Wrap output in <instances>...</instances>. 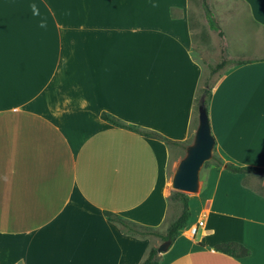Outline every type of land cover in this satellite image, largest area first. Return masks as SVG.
<instances>
[{"label": "crops", "instance_id": "obj_1", "mask_svg": "<svg viewBox=\"0 0 264 264\" xmlns=\"http://www.w3.org/2000/svg\"><path fill=\"white\" fill-rule=\"evenodd\" d=\"M240 1L264 29V0ZM189 6L0 0V264L146 257L149 237L123 233L103 211L167 226L169 168L191 136L199 77ZM241 60L212 88L210 131L225 161L264 168V57ZM103 113L182 144L115 126ZM244 178L212 164L199 173L187 225L158 264H264V192ZM228 241L249 255L214 249Z\"/></svg>", "mask_w": 264, "mask_h": 264}, {"label": "rangeland", "instance_id": "obj_2", "mask_svg": "<svg viewBox=\"0 0 264 264\" xmlns=\"http://www.w3.org/2000/svg\"><path fill=\"white\" fill-rule=\"evenodd\" d=\"M189 2V21L192 36L191 53L198 65L199 77L192 106L191 136L185 142L186 147L193 142L199 125L198 93L207 85L213 86L218 79V73L212 74L210 68L219 62L221 58H225L230 64H233L236 60H241L248 56L264 57V29L255 27L249 22L245 14V7L240 0H207L223 35H219L218 31L209 27L201 0H189ZM185 148H180L179 152L171 159L172 163L169 168L171 177L178 161L185 154ZM211 153L220 156L214 149H212ZM207 166H201L199 170L201 176ZM246 182L251 187L264 192V174L252 173L248 176ZM169 189L171 194L178 191L171 186H169ZM185 193L189 194V192ZM179 211V202L176 200L171 201L167 226L179 214ZM167 226L161 233H165ZM148 237L150 239V248L154 247L157 249L163 243L157 236Z\"/></svg>", "mask_w": 264, "mask_h": 264}, {"label": "trees", "instance_id": "obj_3", "mask_svg": "<svg viewBox=\"0 0 264 264\" xmlns=\"http://www.w3.org/2000/svg\"><path fill=\"white\" fill-rule=\"evenodd\" d=\"M201 5L204 10V14L206 17V21L209 25V27L213 30L218 31L219 35H223L222 30L219 28V25L215 19V16L207 2V0H201ZM244 60H236L233 62V64L229 63L225 58H221L219 62H217L215 65H213L210 68V72L212 74L218 73V78L225 72L229 67L234 66V65H239L244 63ZM214 86V84H213ZM212 85H207L203 87L197 96V104L199 107H202L206 110L208 114V106L209 102L211 99V94H212ZM102 118L106 120L107 122L119 126L122 128H126L132 131H135L141 135L147 136V137H155V138H160L164 140L166 143L169 144H175V145H181V142L178 141H171L162 135L149 130V129H143L141 127H138L136 125H131L122 122L118 118L107 114L103 113ZM185 147V146H184ZM215 150V145L214 148ZM211 161V162H210ZM210 162V163H209ZM215 165L216 167H221L224 170H227L232 173H242L245 174V178L243 179V184L247 185L246 182V176L252 173H262L264 174V168L261 167H253V166H244V165H237L233 162L230 161H225L223 158H221L218 155H211L210 160L205 161L204 165ZM170 200H176L180 204V211L179 214L169 222L165 233L159 232L157 229L153 227H144L141 226L137 223H134L132 221H129L127 219H124L123 217L104 210L103 214L105 218L111 222H114L119 225L121 228V231L126 234H134L138 235L140 237H148V236H157L161 239V241H169L170 244L173 243V241L181 234L182 229L187 225V222L189 220L190 212H189V206H188V194L182 191H175L174 193L171 194ZM214 249L216 251L225 253L227 255L233 256V257H243L249 255L250 251L248 248L243 246L241 243L236 242V241H228V242H223L216 244L214 246ZM158 254H157V249L154 247L149 248L146 257L143 259V261L140 264H158Z\"/></svg>", "mask_w": 264, "mask_h": 264}, {"label": "water", "instance_id": "obj_4", "mask_svg": "<svg viewBox=\"0 0 264 264\" xmlns=\"http://www.w3.org/2000/svg\"><path fill=\"white\" fill-rule=\"evenodd\" d=\"M199 108V125L193 142L185 148V154L178 161L171 177V186L178 191L191 193L198 189L199 170L211 158L214 148L208 114L204 108ZM169 245V241H164L157 247V252H163Z\"/></svg>", "mask_w": 264, "mask_h": 264}, {"label": "built area", "instance_id": "obj_5", "mask_svg": "<svg viewBox=\"0 0 264 264\" xmlns=\"http://www.w3.org/2000/svg\"><path fill=\"white\" fill-rule=\"evenodd\" d=\"M198 224H201V222H199ZM196 230H197V227L196 226H193L189 229V233L190 235H193L196 233Z\"/></svg>", "mask_w": 264, "mask_h": 264}, {"label": "clouds", "instance_id": "obj_6", "mask_svg": "<svg viewBox=\"0 0 264 264\" xmlns=\"http://www.w3.org/2000/svg\"><path fill=\"white\" fill-rule=\"evenodd\" d=\"M32 9H33V13L35 14V15H38L39 14V12H38V9H37V7L35 6V5H32ZM45 25L42 23L41 24V27H44Z\"/></svg>", "mask_w": 264, "mask_h": 264}, {"label": "bare ground", "instance_id": "obj_7", "mask_svg": "<svg viewBox=\"0 0 264 264\" xmlns=\"http://www.w3.org/2000/svg\"><path fill=\"white\" fill-rule=\"evenodd\" d=\"M172 187V186H171Z\"/></svg>", "mask_w": 264, "mask_h": 264}]
</instances>
